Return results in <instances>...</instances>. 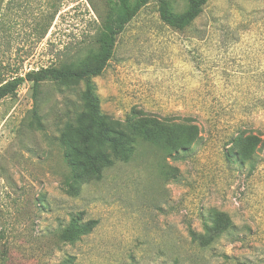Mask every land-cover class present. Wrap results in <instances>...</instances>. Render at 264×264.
Listing matches in <instances>:
<instances>
[{
  "label": "rangeland",
  "instance_id": "obj_1",
  "mask_svg": "<svg viewBox=\"0 0 264 264\" xmlns=\"http://www.w3.org/2000/svg\"><path fill=\"white\" fill-rule=\"evenodd\" d=\"M168 1L182 13L190 0ZM114 6L5 0L0 84L93 65L101 19ZM87 85L112 128L190 124L199 139L179 160L144 142L131 161L108 151L101 177H88L64 137L80 147ZM238 138L250 155L242 168L225 158ZM214 212L234 228L208 245L193 242L190 232L207 235ZM77 215L96 227L61 242ZM0 264H264V0H208L183 31L161 23L152 1L117 38L100 76L45 82L37 96L26 82L1 101Z\"/></svg>",
  "mask_w": 264,
  "mask_h": 264
},
{
  "label": "trees",
  "instance_id": "obj_2",
  "mask_svg": "<svg viewBox=\"0 0 264 264\" xmlns=\"http://www.w3.org/2000/svg\"><path fill=\"white\" fill-rule=\"evenodd\" d=\"M158 4V16L161 23L176 31H183L188 28L202 13L203 7L208 0H190L188 7L182 13H175L168 0H115L113 9L105 15L102 21L101 30L96 37L98 46L94 55L93 65L86 67L79 65L77 69L70 67H46L31 71L23 77H17L8 82L0 84V102L14 97L24 83H30L34 95L39 93L42 83L53 82L55 84L65 82H85L100 76L111 60L117 38L125 31L126 26L146 7L150 2ZM5 0H0V13ZM83 107L77 114V121L80 125L78 139L76 141L68 134L67 143L71 145L70 152L74 159V165L85 167L84 174L88 177H101L103 167H99L102 160L110 164V151L116 158L131 161L138 153L141 142L162 150L168 157L179 160L180 154H186L192 145L199 139L197 126L186 124L173 126L167 129H160L161 125L154 123L148 128L140 127L137 124L112 128V122H106V118L100 114L98 103L92 94L90 86H86L83 94ZM115 126V125H114ZM160 130L161 133H158ZM241 138L231 142V147L225 152V158L233 165L244 167L250 159L248 146ZM112 162V161H111ZM215 214L210 223L206 225V233L199 239L195 233L190 232L193 242L200 245H208L213 240H219L224 234L232 230V222L226 214ZM95 221H83L81 215L71 217L68 225L59 231L58 238L61 242H74L90 234L96 227ZM214 227V230H213ZM214 233V234H211ZM230 234V233H229Z\"/></svg>",
  "mask_w": 264,
  "mask_h": 264
}]
</instances>
